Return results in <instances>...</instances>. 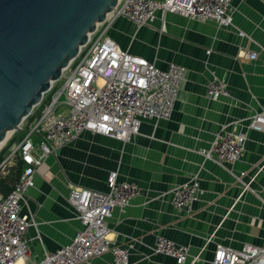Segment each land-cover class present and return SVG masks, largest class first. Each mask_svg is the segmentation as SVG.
Wrapping results in <instances>:
<instances>
[{"label":"crops","instance_id":"obj_1","mask_svg":"<svg viewBox=\"0 0 264 264\" xmlns=\"http://www.w3.org/2000/svg\"><path fill=\"white\" fill-rule=\"evenodd\" d=\"M230 2L229 28L171 13H157L139 30L124 20L113 25L109 36L120 48L163 71L184 69L174 111L168 121H143L128 142L83 133L42 162L22 209L34 223L26 233L31 258L72 241L81 225L70 190L107 192L111 173L140 189L107 222V238L129 250L130 264H176L152 252L158 235L189 248L185 264H213L218 247L264 248V132L248 128L264 112V0ZM250 52L256 60L246 58ZM212 79L224 82L230 97L208 99ZM226 129L245 136L244 152L237 163L217 165L201 151ZM193 177L202 193L189 213L177 211L169 191Z\"/></svg>","mask_w":264,"mask_h":264},{"label":"built area","instance_id":"obj_2","mask_svg":"<svg viewBox=\"0 0 264 264\" xmlns=\"http://www.w3.org/2000/svg\"><path fill=\"white\" fill-rule=\"evenodd\" d=\"M157 13L209 21L222 28L233 24L230 0H118L105 21L96 26L75 59L62 71L59 81L63 80V85L58 89L55 87L58 81L52 83L40 104L20 125L18 138L10 144L0 165L3 171L13 160L23 164L15 187L7 194L0 193V264H87L91 259L106 255L111 260L103 264H130L129 250L115 246L107 238V222L116 210L124 211L140 194V189L134 184L118 182L116 173L108 177L107 192L70 190L68 204L75 211L81 228L69 244L43 253L38 259L30 257L26 239L27 230L34 223L22 209L42 162L83 133L128 142L139 134L143 121L171 118L184 69L176 64H170L164 71L158 69L146 59L120 48L109 36L119 20L139 30L150 25ZM246 58L254 61L257 53H246ZM206 96L210 100L228 98L230 90L224 82L212 79L206 87ZM248 128L264 132V112L252 116ZM21 133H24L22 139ZM245 141L243 134L226 129L215 135L209 148L201 154L217 165H232L241 160ZM7 144L8 141L3 148ZM262 192L264 194V187ZM169 193L172 206L189 213L202 191L197 178L193 177L173 187ZM152 252L170 257L176 264H185L190 251L158 235ZM213 264H264V248L218 247Z\"/></svg>","mask_w":264,"mask_h":264},{"label":"water","instance_id":"obj_3","mask_svg":"<svg viewBox=\"0 0 264 264\" xmlns=\"http://www.w3.org/2000/svg\"><path fill=\"white\" fill-rule=\"evenodd\" d=\"M117 2L0 0V144L8 133L19 135L20 125Z\"/></svg>","mask_w":264,"mask_h":264},{"label":"trees","instance_id":"obj_4","mask_svg":"<svg viewBox=\"0 0 264 264\" xmlns=\"http://www.w3.org/2000/svg\"><path fill=\"white\" fill-rule=\"evenodd\" d=\"M16 140V139H14ZM12 140L10 143L7 144L0 152V165L4 161L10 144L14 141ZM10 168V169H9ZM13 168V167H12ZM11 166H7L4 170L7 172L6 177H1L0 175V193L7 194L9 193L16 185L22 171H23V164L19 160L17 161V166L15 169H12ZM1 171V170H0Z\"/></svg>","mask_w":264,"mask_h":264},{"label":"rangeland","instance_id":"obj_5","mask_svg":"<svg viewBox=\"0 0 264 264\" xmlns=\"http://www.w3.org/2000/svg\"><path fill=\"white\" fill-rule=\"evenodd\" d=\"M63 85V80H60V81H58L57 83H56V85H55V87H58V89L61 87ZM57 89V88H56ZM61 100H63V97H61ZM24 137V133H21V135H20V138L22 139ZM17 138H18V134L17 133H15V134H13V135H8V138H7V140L6 141H8V143H10L12 140H14V139H16L17 140ZM16 140H14V141H16ZM13 141V142H14ZM12 142V143H13ZM5 145V143H3V146ZM3 146H1L2 148H3ZM0 147V148H1ZM6 147V146H5ZM0 152H1V149H0ZM14 162H12V164L10 165L11 166V168L12 169H15L16 168V166H17V160L15 161V160H13ZM10 169V168H9ZM0 175H1V177H6L7 176V172L6 171H0ZM192 179V178H191Z\"/></svg>","mask_w":264,"mask_h":264},{"label":"bare ground","instance_id":"obj_6","mask_svg":"<svg viewBox=\"0 0 264 264\" xmlns=\"http://www.w3.org/2000/svg\"><path fill=\"white\" fill-rule=\"evenodd\" d=\"M8 135L11 136L12 134H11V133H8L7 136H6V138H8ZM6 140H7V139H6ZM3 143H4V142H3ZM3 143L0 144V147L3 145ZM196 202H197V201H196ZM196 202H195V203H196Z\"/></svg>","mask_w":264,"mask_h":264}]
</instances>
